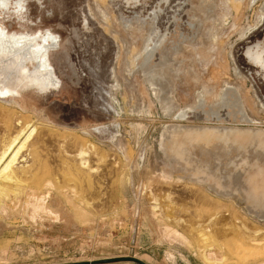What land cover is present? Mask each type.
Instances as JSON below:
<instances>
[{"label":"rangeland","instance_id":"374dc122","mask_svg":"<svg viewBox=\"0 0 264 264\" xmlns=\"http://www.w3.org/2000/svg\"><path fill=\"white\" fill-rule=\"evenodd\" d=\"M17 1L0 24L55 37L56 84L0 98V149L24 128L13 166L30 172L0 190V264H264V209L243 193L264 171V71L246 54L264 0Z\"/></svg>","mask_w":264,"mask_h":264},{"label":"bare ground","instance_id":"6f19581e","mask_svg":"<svg viewBox=\"0 0 264 264\" xmlns=\"http://www.w3.org/2000/svg\"><path fill=\"white\" fill-rule=\"evenodd\" d=\"M163 2H165V1H163ZM14 4L16 6V9L23 7L21 5V0H18ZM8 5H9L8 0H0V7H6L7 8ZM157 13H158V11H157ZM54 41H55V37L50 32H47L46 34H40V35L20 34L17 32L8 31L6 27H4L3 25L0 24V98L1 97L4 98L5 96H12V97L13 96H16V97L20 96L25 89H30L31 87H34L36 90L37 89L38 90L43 89V91H44V89L47 90L50 86H53L54 84H56V76L54 73V69L52 68L51 63H50V55H51V52L53 51V47H54L53 43L56 42V41L55 42ZM246 54L249 56L250 60L252 61L253 67L260 68L262 71H264V45L261 46V45L257 44L254 47H249L246 51ZM13 99H15V98H13ZM238 103H239V101H238ZM240 109L242 110V112L244 111L242 105H240ZM244 117H245V115H244ZM18 125H16L15 127H18ZM22 127H23V125H22ZM179 129H178V131H179ZM211 129H213V128H195V129L191 130L190 134L186 133L184 137H187L189 135L192 136L195 133L208 132ZM24 131H25L24 128H22V129H19V131L17 130L16 133H12V134H15L16 136L12 135L13 137H11V136H9L10 134L7 135L8 137H10V139L5 138L6 141L4 140L5 142H2V144L4 143L3 146L1 144V149H0V190L12 189L14 185L15 186L18 185L20 183L19 182V175L24 173V171L27 170L26 165L25 166L24 165L13 166V162H15L14 159H16V156L18 155L19 151H21L23 149V146L25 145V141L16 150H15L16 147L15 148H13V147H14V145H17L16 142H18V139H20V137ZM178 131L176 130L173 133H177ZM181 132L183 133L185 131L183 130ZM222 132H227L228 134L231 133V134H234L236 137H239V135H242L245 131L242 129H237V128H233V129L223 128ZM170 134H172V133H170ZM231 134L229 136H231ZM173 136L174 137H172V138L174 140L177 135L175 136L173 134ZM188 138H190V137H188ZM176 139H177V137H176ZM179 139H178V141H179ZM178 143L181 144L182 142H178ZM84 149H86V148H84ZM84 149L82 148L75 156L79 161H81L78 164V166H80V165L82 166L81 168H84V165L86 164V162H85L86 160L84 161V157L86 155ZM181 151H182V149H181ZM20 164H21V162H20ZM33 167H34V165H33ZM73 168L74 167H72V169ZM78 170H80V168ZM27 171L29 172V170H27ZM257 171H259V170H257ZM195 173L196 174L193 176L195 178H198V179H200V177L198 175H200V174L204 175L205 174V172H202L200 170L198 171L197 169L195 170ZM75 174H76V172H75ZM35 175H38V174H35ZM20 178H21V176H20ZM204 180L206 183L210 184L215 190L223 191L224 185L220 181L219 177H217L216 175H213L212 173L211 174L207 173ZM245 180L248 183L247 184L248 188L245 189V192H243L245 195V199H247L249 202L256 204V206H260L261 208L264 209V171L260 170L254 176H252V174H246ZM35 182L37 183L38 181L35 180L34 183ZM35 184H33V185H35ZM48 185L51 186L49 181H47L46 187ZM14 189H15V187H14ZM7 192H5L4 194H6ZM31 192L37 193L36 190L33 188H32ZM14 193L15 192L13 190V194H11V196L15 195ZM4 194H1V197ZM37 194H32V195H34L32 197L35 200L34 212H36V214L39 213V211L42 212V210H44V206L42 203L44 197H40L39 196L40 194L39 195H37ZM16 195H18V194H16ZM8 196H10V194L7 195V197ZM254 207L255 206H253V208ZM255 241H257V240H254V242ZM252 242H253V239H252ZM252 242L250 241V243H252ZM258 246H260V245H258ZM135 258L141 260L145 264H148L147 259H145L143 257L140 258V257L135 256Z\"/></svg>","mask_w":264,"mask_h":264},{"label":"water","instance_id":"95a60500","mask_svg":"<svg viewBox=\"0 0 264 264\" xmlns=\"http://www.w3.org/2000/svg\"><path fill=\"white\" fill-rule=\"evenodd\" d=\"M120 262H127L132 264H145L141 260L135 257H116V258H108L102 260H93V261H86V262H78L73 264H113V263H120Z\"/></svg>","mask_w":264,"mask_h":264}]
</instances>
